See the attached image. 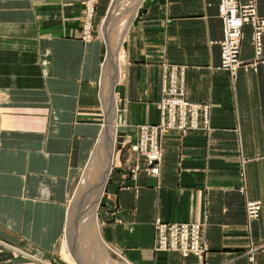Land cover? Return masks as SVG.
<instances>
[{"label": "crops", "instance_id": "crops-1", "mask_svg": "<svg viewBox=\"0 0 264 264\" xmlns=\"http://www.w3.org/2000/svg\"><path fill=\"white\" fill-rule=\"evenodd\" d=\"M85 3L0 0V264H75L63 257L71 199L103 142L96 248L82 264H264V39L257 69L234 76L221 68L220 0H98L89 40ZM252 34L246 24L244 64ZM169 65L184 67L190 101L211 105L212 129L165 131L155 175L131 144L160 121ZM249 200L262 203L255 220ZM158 219L204 224L207 252L156 250Z\"/></svg>", "mask_w": 264, "mask_h": 264}, {"label": "built area", "instance_id": "built-area-1", "mask_svg": "<svg viewBox=\"0 0 264 264\" xmlns=\"http://www.w3.org/2000/svg\"><path fill=\"white\" fill-rule=\"evenodd\" d=\"M98 0H86L85 18L83 21V38L93 37V20ZM219 16L223 23V37L220 40L222 60L221 68L236 75L239 68L257 69L258 60L263 56L264 15L258 12V0H220ZM246 24L253 27L252 43L256 60L244 64L241 59L243 28ZM157 107L160 121L157 124H144L138 127V136L131 144V149L143 156L151 173H160L163 159L161 137L165 131L176 129L182 135L191 130L205 129L210 131L211 105L196 103L187 98L184 67L166 66L162 78V96ZM262 203L251 200L247 203V214L250 220L260 216ZM156 244L159 251H178L184 256H201L208 250L204 241V224L199 222L155 221ZM254 262L253 256L250 257Z\"/></svg>", "mask_w": 264, "mask_h": 264}, {"label": "bare ground", "instance_id": "bare-ground-1", "mask_svg": "<svg viewBox=\"0 0 264 264\" xmlns=\"http://www.w3.org/2000/svg\"><path fill=\"white\" fill-rule=\"evenodd\" d=\"M121 126L123 125L117 126V135L119 137H120L119 133H120ZM110 131H111V127L108 126V128L106 129L104 133L110 143L109 163L111 166V160H112V156L115 150V141L113 142V138L111 137L109 133ZM104 147H105V144L103 143L98 149V151L93 155L90 165L88 167V172H87L85 181L83 182L77 196L74 198L73 204L70 209V222H69V226H68L66 236L64 239V251L66 252L65 253L66 256L68 254V256H70L72 260H74L75 264H80L82 259L80 260L79 257L82 256L85 258L89 252V245H90L89 240L92 237V234H90V231L92 232V230H91V227L89 224L90 222L88 219L89 210H90V208H88L89 207L88 202L92 204L90 200L92 199L93 201L94 198H91V199L89 198L90 200L88 201L87 199L89 197V193H91L90 190H91L92 182L98 181V179L100 178V175L98 174H100L101 169H103V168H100V172L98 173V168L101 167L100 165H102L101 163L103 161L102 157L104 153ZM110 166L108 170H110ZM101 194H99L100 198H101ZM74 232H75L74 237H73L74 240H72V236ZM85 251H87V253Z\"/></svg>", "mask_w": 264, "mask_h": 264}, {"label": "rangeland", "instance_id": "rangeland-1", "mask_svg": "<svg viewBox=\"0 0 264 264\" xmlns=\"http://www.w3.org/2000/svg\"><path fill=\"white\" fill-rule=\"evenodd\" d=\"M97 9V8H96ZM93 34H95V36L96 35H98V36H101V34H100V32L99 31H95ZM93 38V37H92ZM114 129V128H113ZM198 130H205V129H198ZM192 131V130H191ZM205 131H207V130H205ZM190 132V131H189ZM188 132V133H189ZM187 133V134H188ZM186 134V135H187ZM104 144H105V147H104V153H103V161H102V165H103V163H104V161H105V159L108 157V151H107V149H106V144H107V142H103ZM148 163V162H147ZM102 165H100L101 167H99L98 168V173L100 172V168H103L102 167ZM149 171H150V167H149V169H148ZM88 172V171H87ZM102 173V169H101V172H100V174H98V175H100V178L98 179V181L96 182V181H94V182H92V185H91V190H90V192L91 193H89V197H88V199H87V201L88 200H90L91 198H94L93 199V201H92V199L90 200L91 201V203L92 204H90V202H88L89 204H88V208H90V210H89V224H90V227H91V230H92V232L90 231V234H92V237L90 238V246H89V249H92L93 248V246H94V248H96V244H95V221H97L96 220V218H97V211H98V207H99V203H100V197H99V194H101V188H102V183H103V181L102 180H105L106 179V175L103 173V175L101 174ZM150 173H151V171H150ZM153 174V173H152ZM86 175H87V173H85L84 175H83V178L81 179V183H80V185H79V188H78V190H77V192H76V195H75V197L77 196V194H78V192H79V190H80V188H81V186H82V184H83V182L85 181V178H86ZM93 184H94V186H93ZM92 194V195H91ZM93 195H95V196H93ZM90 196H92V197H90ZM74 197V198H75ZM74 198H73V200H74ZM90 198V199H89ZM249 201H251V200H249ZM71 202H72V204H73V201H72V199H71ZM248 203V202H247ZM72 204H71V206H72ZM246 211H247V205H246ZM261 214V213H260ZM248 215V214H247ZM249 218V217H248ZM257 219V218H256ZM253 220H255V219H253ZM66 234V233H65ZM92 247V248H91ZM62 248H63V245H62ZM262 249H264V244L262 245ZM98 254V252L96 251V255ZM98 256V255H97ZM64 257V259H67L68 260V257L67 256H63ZM115 257H116V255H115ZM69 261V260H68ZM71 261V260H70ZM73 262V261H72ZM82 262V261H81ZM95 262V261H94ZM80 264H82V263H80Z\"/></svg>", "mask_w": 264, "mask_h": 264}, {"label": "water", "instance_id": "water-1", "mask_svg": "<svg viewBox=\"0 0 264 264\" xmlns=\"http://www.w3.org/2000/svg\"><path fill=\"white\" fill-rule=\"evenodd\" d=\"M125 130H126V127L125 126H121L120 127V137H119V141H121L122 140V137L121 136H123V134H125Z\"/></svg>", "mask_w": 264, "mask_h": 264}]
</instances>
